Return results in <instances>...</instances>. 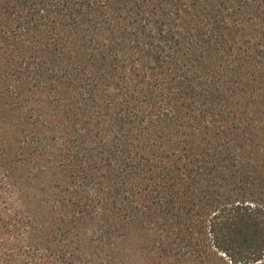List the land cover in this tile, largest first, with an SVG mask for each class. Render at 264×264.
<instances>
[{
  "label": "trees",
  "instance_id": "trees-1",
  "mask_svg": "<svg viewBox=\"0 0 264 264\" xmlns=\"http://www.w3.org/2000/svg\"><path fill=\"white\" fill-rule=\"evenodd\" d=\"M0 264H264V0H0Z\"/></svg>",
  "mask_w": 264,
  "mask_h": 264
}]
</instances>
